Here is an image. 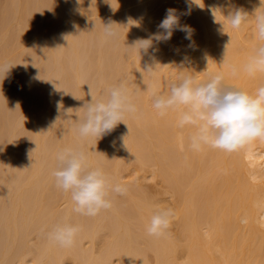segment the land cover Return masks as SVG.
I'll return each mask as SVG.
<instances>
[{
	"label": "bare ground",
	"instance_id": "obj_1",
	"mask_svg": "<svg viewBox=\"0 0 264 264\" xmlns=\"http://www.w3.org/2000/svg\"><path fill=\"white\" fill-rule=\"evenodd\" d=\"M227 3L0 0V61L14 66L0 79V264H264V141L232 153L207 146L194 151L188 138L195 129L179 127L178 110L161 116L146 91L167 92L170 73L177 78L186 59L194 66L186 62L189 69L183 71L194 77L207 70L197 81L221 72L228 83L249 93L264 83V74H232L258 38L251 17L239 29L219 30L211 9ZM231 3L250 14L260 6V0ZM169 8L187 13L180 22L193 30L192 41L175 31L170 41L159 44L161 65L150 74L143 70L148 58L129 46L156 32ZM213 11L217 22L224 21L220 11ZM108 22L118 32L115 39L103 35ZM229 41L228 62L220 65ZM120 82L138 113L97 145L82 141L74 120L91 99L89 87L100 98ZM69 108L73 120H65ZM81 144L91 149L92 166L127 187L126 195L114 196L112 209L96 217L76 214L70 196L57 189L51 175L56 153ZM129 166L135 172L126 178ZM135 173L144 179L160 176L165 188L157 191L167 197L133 181ZM157 207L174 210L177 237L170 230L163 237L147 234ZM61 220L82 228L72 247L47 239V231Z\"/></svg>",
	"mask_w": 264,
	"mask_h": 264
},
{
	"label": "clouds",
	"instance_id": "obj_2",
	"mask_svg": "<svg viewBox=\"0 0 264 264\" xmlns=\"http://www.w3.org/2000/svg\"><path fill=\"white\" fill-rule=\"evenodd\" d=\"M213 10L220 11L224 21L217 22ZM211 11L214 23L220 25L222 33H225L227 26L239 29L249 22L250 17L254 20L258 43L240 69L233 67L232 74L236 76L241 70L249 76L264 74V0H260V6L251 14L243 7L232 4L231 0H228L227 5L213 7ZM184 14L187 13L167 9L156 32L146 38H138L129 46L141 58H148L143 67L145 72L154 73L161 65L157 59L158 46L170 41L175 31L184 32L185 39L191 43L193 30L180 22ZM113 24L103 23L105 38L118 37ZM230 42L225 45L220 65L228 62ZM206 59L209 61V58ZM186 62L190 64L186 59L178 66L181 71L169 83L167 92L161 93L155 87H147L146 91H150L153 107L161 116L170 110H178L179 127L192 126L195 129L188 138L190 148L200 151L207 146L232 153L244 149L253 141H264V83L255 92L249 93L228 83L221 72H208L205 79L197 81L191 73L183 71L189 69L185 66ZM13 67L12 61H0V79L4 80ZM89 95L90 101L79 108L82 109V115L76 116L74 120L79 137L89 144L95 140L97 145L120 123L127 125L125 120L138 113L137 104L124 82L107 88L100 98L93 95L89 87ZM70 109L65 110L64 114L68 117L65 120L71 119ZM90 151L83 144L63 147L56 153V165L51 175L57 189L70 196L76 214L96 217L102 211L112 209L114 196L126 195L127 187L116 182L102 168L92 166L89 162ZM173 216L172 208L157 207L146 225L147 234L152 237L165 236ZM81 230L79 224L61 220L51 226L46 236L50 243L69 248L75 244Z\"/></svg>",
	"mask_w": 264,
	"mask_h": 264
},
{
	"label": "rangeland",
	"instance_id": "obj_3",
	"mask_svg": "<svg viewBox=\"0 0 264 264\" xmlns=\"http://www.w3.org/2000/svg\"><path fill=\"white\" fill-rule=\"evenodd\" d=\"M131 7H134V5H131V6H129V8H131ZM123 9H117V10H114V11H111V12H108V13H103V14H96V15H94L95 17H100V16H103V15H107V14H115V13H119V12H121ZM194 63V62H193ZM193 63H190V64H192V66H194V64ZM198 64H199V66L201 67V68H203V63L202 62H197ZM196 63V64H197ZM207 70H205V69H203V70H201L200 72H198V75H197V77H195L196 78V80L198 79V78H200L201 77V74H203V73H205ZM174 72L175 71H173V72H171V73H173L174 74ZM170 73V75H169V83L171 82V81H173L174 79H176V78H174V75L172 76V74ZM152 74V73H151ZM155 74V73H154ZM156 76V75H155ZM171 76V77H170ZM175 77H177V75L175 76ZM130 166H132V165H130ZM128 167L126 170H125V172L123 173V174H125V176H126V178H129V176H131L132 175V172L129 174V172L133 169L132 167ZM135 167V166H134ZM136 168V167H135ZM134 168V169H135ZM130 169V170H129ZM132 171H134L135 172V170H132ZM133 172V173H134ZM150 172L149 171H147L146 172V174H148L149 176H150V174H149ZM128 174H129V176H128ZM139 175H136V173L135 174H133V175H135V180H133V181H136L137 183L138 182H141V185L146 189L147 188V190H148V188H149V191L151 190V189H153V190H155L156 189V192H157V194H155L156 196H159L160 194H159V189L160 190H162L163 188L162 187H164L165 188V183L164 182H162V181H160L161 180V177L160 176H158L157 177V179H156V177L155 178H146V179H144L143 177H139L140 176V173H138ZM142 175V174H141ZM131 177H133V176H131ZM130 177V178H131ZM160 178V179H159ZM134 179V178H133ZM132 180V179H131ZM164 183V184H162V183ZM153 190L152 191H150V192H153ZM159 192H158V191ZM163 191V190H162ZM155 191H154V193H156ZM154 193H151L152 195L154 194ZM161 194H163V193H161ZM162 197H160V198H164V197H167V195L165 196V195H161ZM164 196V197H163ZM168 196H170V195H168ZM171 199L172 197L170 196V197H168L167 199ZM166 199V200H167ZM167 200V203L169 204V201H170V204H172L173 203V199H171V200ZM166 200H165V203H166ZM167 204V205H168ZM169 204V205H170ZM173 205V204H172ZM176 218V217H175ZM175 218H173V219H175ZM177 225V224H176ZM174 223L172 224L171 223V225H170V231H169V234L172 236H174V238L175 237H177V235H178V227L176 226ZM172 226V227H171ZM177 229V230H176ZM172 236V237H173ZM67 264H72V263H67Z\"/></svg>",
	"mask_w": 264,
	"mask_h": 264
}]
</instances>
